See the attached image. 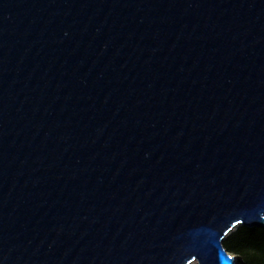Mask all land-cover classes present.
I'll return each instance as SVG.
<instances>
[{
  "label": "water",
  "instance_id": "obj_1",
  "mask_svg": "<svg viewBox=\"0 0 264 264\" xmlns=\"http://www.w3.org/2000/svg\"><path fill=\"white\" fill-rule=\"evenodd\" d=\"M264 228V0H0V264H237Z\"/></svg>",
  "mask_w": 264,
  "mask_h": 264
},
{
  "label": "trees",
  "instance_id": "obj_2",
  "mask_svg": "<svg viewBox=\"0 0 264 264\" xmlns=\"http://www.w3.org/2000/svg\"><path fill=\"white\" fill-rule=\"evenodd\" d=\"M226 250L239 257L240 264H264V228L241 227L224 242Z\"/></svg>",
  "mask_w": 264,
  "mask_h": 264
},
{
  "label": "rangeland",
  "instance_id": "obj_3",
  "mask_svg": "<svg viewBox=\"0 0 264 264\" xmlns=\"http://www.w3.org/2000/svg\"><path fill=\"white\" fill-rule=\"evenodd\" d=\"M242 226H238V227H236L232 232H230L229 234H228V236L226 237V239L227 238H229L230 236H232L233 234H235L240 228H241ZM225 239V240H226ZM225 240H224V242H225ZM233 255V254H232ZM235 256V255H234ZM236 258H237V264H240L239 263V257L238 256H236ZM192 264H197L196 262H194V263H192ZM255 264H261V262H260V260L258 259L257 261H255Z\"/></svg>",
  "mask_w": 264,
  "mask_h": 264
}]
</instances>
